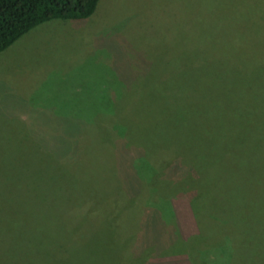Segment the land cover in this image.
Returning <instances> with one entry per match:
<instances>
[{"label": "rangeland", "instance_id": "obj_1", "mask_svg": "<svg viewBox=\"0 0 264 264\" xmlns=\"http://www.w3.org/2000/svg\"><path fill=\"white\" fill-rule=\"evenodd\" d=\"M240 66L249 71L239 74ZM263 69L264 0H101L88 19L53 20L31 30L0 55V264H33L37 258L42 260L36 264H48L51 253L59 257L67 245L47 240L46 232L63 225L80 231L79 210L86 212L78 232L81 259L61 264H124L126 250L148 264H214L205 238L220 234L206 205L194 209L199 193L170 196L164 216L147 205L151 199L162 203L154 192L159 187L172 188L155 182L156 175L180 170L169 159L172 150H162L167 159L161 161L155 146L144 157L140 141L123 143L112 135L115 142L106 145L98 134L113 119L136 131L138 114L145 123L136 126L155 133L165 120L161 113L187 106L195 84H226L230 89L215 94L228 98L239 82L257 88L258 110L241 111L264 124V115L257 116L264 111ZM209 104L214 111L217 106ZM217 122L218 115L192 126V135L205 133V144L218 152L215 160L223 144ZM36 146L56 153H34ZM250 156L236 172L238 184L264 176L254 171ZM236 159L226 158L228 166ZM15 191L26 192L27 211L14 205L9 194ZM243 198L239 202L247 203ZM248 202L252 213L256 207ZM160 217L168 224L163 228ZM175 237L182 242L179 251L160 256L161 245Z\"/></svg>", "mask_w": 264, "mask_h": 264}, {"label": "trees", "instance_id": "obj_2", "mask_svg": "<svg viewBox=\"0 0 264 264\" xmlns=\"http://www.w3.org/2000/svg\"><path fill=\"white\" fill-rule=\"evenodd\" d=\"M100 1L0 0V55L11 49L22 37L41 24L53 20L78 21L90 18L94 15ZM238 70L241 75L249 71L246 66H240ZM260 75L264 76V69ZM217 85L216 83L193 85L191 94L187 100V106L179 109L178 112L172 111V115H169L170 113L168 112L161 113V116H165V120L162 123V128L155 129V133L151 127L145 129L142 128L143 126H136L137 124L144 125L145 123L143 118L139 117L140 115L138 114V122L133 127L136 131H128L129 128L125 126L126 122H118L116 119H113L111 122L113 123L112 127H108L107 129L102 128L103 133L98 134V137L100 142L106 145L111 141L115 142L112 135L117 136L115 137L117 141L123 139V143L125 140L129 142L140 141L139 143L143 144L142 148L146 151L144 152V157H149V148L156 147L159 149H157L158 159L164 158L161 161L167 159V156H164L161 151L172 150V156L169 159H175V162H178V167H181L180 170L177 173L176 170L178 169L176 168L175 170L174 167L172 170L176 171V174L172 171V175H168V177L156 175L155 178L156 184L158 182H168L172 185V188L163 190V188L160 189L159 187L154 192L164 200L160 204L151 199L147 205L151 204L152 207H155L159 211L161 216H164L161 208L166 206L168 211L171 209L170 196H181L194 192L199 193L197 194L198 197L193 201L196 203H193L194 209L202 210V207L206 205L204 206V210L208 211L215 220L216 228L221 235L205 238V244L208 246L207 248L209 249L213 263L264 264V202L262 200L264 198V176L254 178L251 182L247 181L238 184L235 181V178L238 176L236 172L240 171V168H246V161L250 155V159L254 161V164L256 163L254 166H257V169L254 167V171L257 174L264 172L263 168H259L260 163H262L261 161L264 160V124L251 121L248 113L241 111L243 109L258 110V93L260 92L255 87L246 89L239 82L233 90L231 89L233 92L228 93L232 95L228 98L225 97V94H215V92L226 91V88L229 87L223 83H217ZM254 85L258 84L255 83ZM210 100L213 101V106H217L214 111L209 106ZM219 108L224 109L218 111ZM262 108L264 109L263 106H261V110ZM217 115V123L222 125L218 129L221 130L222 139L219 136L220 133L217 138L223 144H220L221 148H218L220 154H217L221 156V159L215 160V154L218 152H213L212 145L205 144V133L200 138L199 136L192 135V128H195L192 126L199 122L203 123L206 117L211 118ZM262 115H264V111L257 114L258 117ZM144 116H146L147 121L153 120L149 113H146ZM211 128L215 129L214 127ZM234 129L237 131H234ZM133 131L137 132L134 135L136 136L134 140L130 137ZM209 139L206 138V140ZM158 142L160 144L156 145ZM238 146L241 148L237 149V151L236 148ZM32 150H34V153L35 151H39L48 157L52 156V153H56L52 148H45L43 146H36ZM226 158L228 160L237 159L234 160V165L229 167ZM156 170L158 171V169ZM252 192H254L255 197L251 196ZM167 193L170 195L163 198L162 196L167 195ZM9 195L14 196L16 199H14L16 207L19 206L23 209L26 207V192L20 193L19 191H15ZM227 196H229L227 202L223 203L222 197L226 198ZM244 196H246L247 200L243 199L247 203L239 202L240 197ZM250 200H252V207L256 208L253 209L252 213H247V208L250 207L248 201ZM164 201H166V205L163 204ZM78 205L75 208L76 210L82 207ZM171 211L172 216H174L173 210ZM79 212L78 219L82 218L84 220L86 212L80 210ZM160 218L161 228H163L165 227L164 224L166 225L167 223L165 217ZM83 220L81 221V226H79L80 231L84 227ZM80 231L79 229L77 231L76 226L63 225L58 230L54 229L52 232H46L48 236L47 240L55 241L57 239V241L67 245L66 247L64 246L59 257H54L51 253L46 258V261L51 264H61L68 259L79 260L83 251L80 249L82 248L81 244L79 246L81 240ZM161 231L163 232V229ZM175 238V242L172 241L171 245L167 244L165 246L164 243L161 245L160 256H170L172 253L179 251L178 248H181L182 242L177 237ZM252 246L254 247V254L251 252ZM78 247L79 249H77ZM195 251L199 256L200 250L196 248ZM247 253L248 255L251 254L249 256L251 259L247 261L240 260V256ZM141 258L140 254L133 255L126 250L122 263L148 264L147 261H140ZM41 260L37 258V262L33 264L39 263ZM82 263L84 264L83 260Z\"/></svg>", "mask_w": 264, "mask_h": 264}]
</instances>
